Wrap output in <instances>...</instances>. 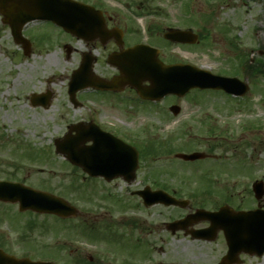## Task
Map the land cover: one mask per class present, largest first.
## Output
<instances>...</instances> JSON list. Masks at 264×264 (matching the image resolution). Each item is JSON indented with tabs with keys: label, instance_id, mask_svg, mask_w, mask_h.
I'll use <instances>...</instances> for the list:
<instances>
[{
	"label": "rangeland",
	"instance_id": "374dc122",
	"mask_svg": "<svg viewBox=\"0 0 264 264\" xmlns=\"http://www.w3.org/2000/svg\"><path fill=\"white\" fill-rule=\"evenodd\" d=\"M102 1L124 7L128 0ZM132 5L158 9L160 45L168 60L248 78L249 91L239 99L224 92L193 91L183 98L163 99L156 110L129 101L107 103L101 104L99 113L92 103L94 92L83 91L79 97L91 102L76 108L68 84L78 67V54L69 57L54 41L44 46L45 31L53 29L35 22L28 26L34 47L26 56L0 21V179L45 190L79 210L75 217L59 218L19 212L18 204L0 203V242L7 254L56 264H216L226 251L222 233L214 241H201L168 231L165 222L185 210L134 208L124 184L94 180L57 154L54 141L72 123L98 120L111 128L124 126L131 136L138 131L140 142L153 144L143 149L140 165L166 169L152 177L182 197L205 192L200 201L189 198L192 209L219 208L227 197L237 202L241 177L244 185L253 177L264 181V76L253 78L247 70L249 59L264 60V0H134ZM138 19L140 26L154 20L148 15ZM168 27L190 28L199 34L200 42L166 44L162 34ZM242 53L247 58L243 64L237 55ZM47 92L52 94L49 105L32 104V93ZM170 104L181 107L177 118L164 115L163 109ZM157 149L173 152L154 156ZM195 151L209 159L185 163L175 157ZM123 202L126 208H121ZM132 218L141 220L139 230L126 223ZM205 224L209 223L195 227ZM242 258V264H264V257Z\"/></svg>",
	"mask_w": 264,
	"mask_h": 264
},
{
	"label": "water",
	"instance_id": "95a60500",
	"mask_svg": "<svg viewBox=\"0 0 264 264\" xmlns=\"http://www.w3.org/2000/svg\"><path fill=\"white\" fill-rule=\"evenodd\" d=\"M0 13L4 17V23L11 26L17 41L24 44L26 54H28L29 45L22 41L20 30L27 22L36 19L51 20L66 31L78 35L87 28L84 18L94 14L93 7L74 0H0ZM165 37L183 43L198 41V35L191 31L174 30L167 33ZM109 61L119 67L121 76L107 84L83 67L74 72L69 94L75 106H77L76 92L86 87L88 83L95 82L103 83L101 85L103 88H120L129 84L135 87L143 98L151 99H160L167 94L183 96L193 88L224 89L237 95H242L248 90V85L237 79L217 76L189 64L166 65L158 59V51L148 46L140 45L127 49L120 55H113ZM79 79L82 81L81 85L78 84ZM144 81H149L150 85L143 86ZM42 99L41 96L33 95L32 102L36 104ZM49 100L50 95L45 96V105L49 104ZM84 129L85 127L79 124L70 126L63 138L55 140L57 153L65 156L72 164L82 167L91 176H104L111 179L114 176L126 175L128 173L126 169L130 170V174L135 175L138 167V153L135 149L123 145L127 153L121 155L116 144L101 137H93L91 133H84ZM74 131L75 135H73ZM91 140L93 144L86 145ZM178 157L195 160L202 158L203 154H179ZM0 201L18 202L21 211L51 213L63 218L76 216L78 213V210L64 199L21 183L0 181ZM155 201H160V199ZM168 203L183 205V202L175 199ZM224 211L230 217H221L220 213ZM218 213L198 210L188 218L172 223L170 227L175 231L179 227L186 228L202 220H209L211 222L210 233L206 231H192L191 233L195 238L211 240L219 229H222L229 246L228 255L223 261H226L225 264L240 263L239 254L242 252L252 254L258 251V247L264 243V213L259 211L235 213L226 208H222ZM263 251L264 245L259 248V254ZM0 264L54 263L17 259L0 250Z\"/></svg>",
	"mask_w": 264,
	"mask_h": 264
},
{
	"label": "flooded vegetation",
	"instance_id": "af4514ba",
	"mask_svg": "<svg viewBox=\"0 0 264 264\" xmlns=\"http://www.w3.org/2000/svg\"><path fill=\"white\" fill-rule=\"evenodd\" d=\"M134 0H128L126 6L122 7H112L105 5L102 0H94L90 3L94 5L96 10L99 11L98 14L94 15L92 20L93 23L90 24L83 32H80L78 35H72L64 31L61 27L53 24L52 22L44 21V23L49 26V28L53 29L52 31H45L44 39L45 43L44 46H47L48 42L54 41L56 43H60L63 39H66L65 44H70V42L76 43L79 47L71 46L70 55L75 52L78 54V67L81 68L83 65H91L93 70V75L98 78L103 79H111L115 76L120 75V71L116 66H113L109 63V59L112 55L117 54L119 55L127 48L147 43L151 46H160L161 40V30L158 26L157 14L158 9L151 8L149 6H133L132 3ZM148 15L153 17L154 20L149 21L147 24L144 25L141 23L142 26L138 24V16ZM0 21L3 24V19L0 15ZM6 28H11L5 24H3ZM13 37V34L11 32ZM30 31L27 29V26L23 29V37L28 38L31 42L30 51H32L34 47V43L29 38ZM163 36V34H162ZM60 38V39H59ZM14 39V38H13ZM155 40V41H153ZM23 48V45H21ZM252 50V48L250 49ZM261 53H263L261 51ZM245 55V54H244ZM166 56H160V59L165 63H175L176 59H169ZM101 67V69H99ZM251 71V70H250ZM84 91H93L96 95L92 102L93 104L97 105L98 107H103L101 104L107 103H125L127 104L128 101L132 104H136L137 106H144L146 102L148 107L154 108L156 110L157 106H159V102H152V101H144L138 95V92L135 88L131 86L125 87L123 91H111V90H101L90 88ZM83 92V91H81ZM81 92L78 94L80 96ZM45 94V93H44ZM102 97H107L108 100L102 99ZM79 99L82 102H89V99L84 98ZM43 104V103H40ZM82 105V103H81ZM174 105V104H173ZM173 105L170 104L166 106L163 111L164 115L167 117L173 116V118H177L181 114V110L179 111L178 115L173 114L172 108ZM96 114V113H95ZM84 123H95L97 124L102 130L110 132L114 136L118 137L119 139L127 142L133 146H135L138 150H140V135L137 131L136 134L134 133L132 136L128 134L127 130L124 126H120L118 128H111L110 126H105L98 122V120H90V121H83ZM88 124H83V127H86ZM132 138V139H131ZM207 156L205 159H208ZM196 162V161H195ZM166 170L162 167H151V166H139L137 173L135 174L134 179L130 176L126 177H118L114 178L111 181H107L104 177H98L97 179L104 181L108 185H119L120 183L124 184L126 187V197H131L134 199V208L142 209L143 211L150 210L154 207L160 206L169 208L170 206H166L163 204H156L150 207L145 205V200L140 195V191H145L146 187L149 186L151 191L156 190H164L168 192L170 195L175 197H181L177 194L175 190H171L166 184L160 183L161 179L157 180V177H152V175H161L162 171ZM141 175H149L147 178ZM131 179L133 181H131ZM154 179V181H152ZM249 179V178H248ZM239 180V179H237ZM258 179L253 177L250 179L249 183L244 185L241 183L240 185V196L235 201L230 200V198H225L219 204L228 205L233 207L235 210H253L257 208L264 209V186L263 188L258 185ZM120 182V183H119ZM261 188V192L258 189ZM199 195H190V197H197ZM126 201V200H124ZM173 208H179L174 207ZM185 210V213L179 217L173 218V220L184 218L186 215L191 214L195 211V209L191 208V204L187 205V208H181ZM213 211L216 209H211ZM132 228L136 231L139 230L141 227V220L139 218L132 219L131 222ZM197 226V225H196ZM208 226L205 224L200 227L189 226L188 229H198ZM182 232L183 231H178ZM185 236V234H184ZM185 237H189L192 240H199L194 239L192 236L188 235ZM205 241V240H201ZM228 247L226 245V251L220 257V259L225 255L227 252ZM245 258L250 259L251 261H257L260 258L264 257V254L260 257L258 256H248L243 255ZM244 262V261H243Z\"/></svg>",
	"mask_w": 264,
	"mask_h": 264
}]
</instances>
